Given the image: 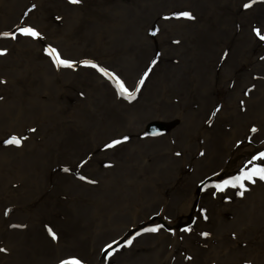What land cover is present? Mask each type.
<instances>
[{
  "label": "bare ground",
  "instance_id": "6f19581e",
  "mask_svg": "<svg viewBox=\"0 0 264 264\" xmlns=\"http://www.w3.org/2000/svg\"><path fill=\"white\" fill-rule=\"evenodd\" d=\"M261 37L264 0H0V141L45 126L0 145V264H264Z\"/></svg>",
  "mask_w": 264,
  "mask_h": 264
},
{
  "label": "rangeland",
  "instance_id": "374dc122",
  "mask_svg": "<svg viewBox=\"0 0 264 264\" xmlns=\"http://www.w3.org/2000/svg\"><path fill=\"white\" fill-rule=\"evenodd\" d=\"M224 3H222L221 5H223ZM224 6V5H223ZM222 9L224 10V7H222ZM220 10V9H219ZM225 16H227V15H225ZM259 22V21H258ZM14 118V117H13ZM33 122H29L28 123V125H26L23 121H19V125L22 127V128H19V132H23V136H22V138L21 139H19V135L20 134H18L19 132H18V130H17V132L18 133H16V132H9L8 133V135L9 134H11V137H5V138H3V139H1V141H0V145L2 144V145H6V146H12V147H15V148H20V147H17V146H19V145H16V144H14V143H7L6 141H9L10 139H12L13 137H15V138H17V139H19L20 140V142H22V139L25 137L26 139H28V138H34L33 136L32 137H28L29 135L31 136V134H30V131L32 132L33 130H30V126L32 127V129H35V132H37V131H41V130H43V127H45V126H43L42 128L40 127V125H34V124H32ZM8 124H11V120H9L8 119V122H7V125ZM13 124V123H12ZM44 125V124H43ZM13 127H14V125H13ZM263 127H261L259 130H258V135H259V137L261 136V140H263L264 141V134H262V133H260V132H263L264 130L262 129ZM11 130H15V128H11ZM7 131H9V130H7ZM26 135H28V136H26ZM41 137V136H40ZM260 140V141H261ZM33 141L34 142H36L34 139H33ZM259 141V142H260ZM241 146V145H240ZM12 149H14V148H12ZM234 151V150H233ZM199 154V153H198ZM242 154V153H241ZM252 155V154H251ZM258 155V154H257ZM256 155V156H257ZM19 156H20V154H19ZM198 157L200 158V157H202V154L200 153L199 155H198ZM252 158H254V159H251V160H240V161H242V162H240L239 161V163H241V164H243L244 165V168H240V165L238 166L239 168L238 169H240V171H241V174H246V173H248V172H250L251 171V174L254 172V168H255V166H256V162H255V160L256 159H258V158H256L255 157V155L252 157ZM238 160H233V163L234 164H236V165H238V162H237ZM113 165V164H112ZM124 165L126 166V164H120V165H117V167L118 168H121L120 170H122V171H124L123 170V167H124ZM114 166V165H113ZM65 169H67V165H65V164H61L60 162H56L55 163V165L53 166V167H49L48 169H47V174L49 175V177L50 178H54L55 180H57V179H59V177H61V174H68V172H69V170L68 171H65ZM218 170V172H220V170H221V172H222V169H221V167L219 168V169H217ZM119 171V170H118ZM122 171H119V173H120V175L121 174H125L126 176H128L125 172H122ZM240 171H239V173H240ZM54 183H55V185H57L58 183L56 182V181H53ZM38 192H40V191H38ZM0 216H2L1 214H0ZM2 219L3 218H1L0 219V221H1V226H2ZM0 226V227H1ZM167 229H169V227L167 228ZM1 233V232H0ZM3 247V239L0 237V249ZM73 255H76V253H72Z\"/></svg>",
  "mask_w": 264,
  "mask_h": 264
},
{
  "label": "snow or ice",
  "instance_id": "6c2138e0",
  "mask_svg": "<svg viewBox=\"0 0 264 264\" xmlns=\"http://www.w3.org/2000/svg\"><path fill=\"white\" fill-rule=\"evenodd\" d=\"M79 2H80V0H72V3H79ZM24 31H25V34H29V35H32V36H38V35H39L37 32H35V31L31 30V29H25ZM261 39H264V37H261ZM57 59L59 60V62H60L61 64H65V63H66V62L63 61V60H60L59 56H57ZM141 83H142V81H141ZM121 88L123 89V85H121ZM123 90H124V91H127L126 89H123ZM125 139H127V138H125ZM7 143H14V144L19 145V144H20V140L17 139V138H15V137H13V138L10 139L9 141H7ZM116 143H120V141H117ZM65 171H67V169H65ZM259 171H260V173H261L260 178H261V179H264V169H260ZM246 178L251 179L250 176H248V177H246ZM240 194L243 195L242 192H241ZM152 230L155 231L156 229H152Z\"/></svg>",
  "mask_w": 264,
  "mask_h": 264
}]
</instances>
